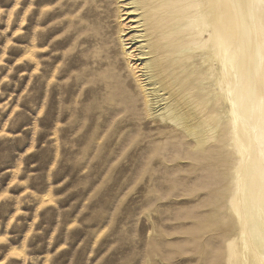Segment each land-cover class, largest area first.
Returning <instances> with one entry per match:
<instances>
[{
  "label": "rangeland",
  "instance_id": "374dc122",
  "mask_svg": "<svg viewBox=\"0 0 264 264\" xmlns=\"http://www.w3.org/2000/svg\"><path fill=\"white\" fill-rule=\"evenodd\" d=\"M95 1L0 0V264H195L190 162L155 151Z\"/></svg>",
  "mask_w": 264,
  "mask_h": 264
},
{
  "label": "bare ground",
  "instance_id": "6f19581e",
  "mask_svg": "<svg viewBox=\"0 0 264 264\" xmlns=\"http://www.w3.org/2000/svg\"><path fill=\"white\" fill-rule=\"evenodd\" d=\"M111 4L138 118L190 162L195 264H264V0Z\"/></svg>",
  "mask_w": 264,
  "mask_h": 264
},
{
  "label": "snow or ice",
  "instance_id": "6c2138e0",
  "mask_svg": "<svg viewBox=\"0 0 264 264\" xmlns=\"http://www.w3.org/2000/svg\"><path fill=\"white\" fill-rule=\"evenodd\" d=\"M3 11V9H0V12H2ZM0 199H2V197H0ZM3 238H0V240H2Z\"/></svg>",
  "mask_w": 264,
  "mask_h": 264
}]
</instances>
